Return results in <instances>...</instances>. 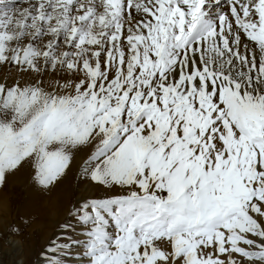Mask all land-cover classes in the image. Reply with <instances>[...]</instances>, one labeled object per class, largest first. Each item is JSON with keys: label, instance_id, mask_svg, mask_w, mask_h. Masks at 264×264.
<instances>
[{"label": "snow or ice", "instance_id": "1", "mask_svg": "<svg viewBox=\"0 0 264 264\" xmlns=\"http://www.w3.org/2000/svg\"><path fill=\"white\" fill-rule=\"evenodd\" d=\"M70 174L35 264H264V0H0V193Z\"/></svg>", "mask_w": 264, "mask_h": 264}, {"label": "rangeland", "instance_id": "2", "mask_svg": "<svg viewBox=\"0 0 264 264\" xmlns=\"http://www.w3.org/2000/svg\"><path fill=\"white\" fill-rule=\"evenodd\" d=\"M6 191L7 193L4 194L3 197L5 205L0 209V226L5 224L19 226L23 229V235L9 236L5 234V236L0 239V251L7 253V255L4 256L7 264H35L37 253L48 239L55 234L57 226L65 221L72 201L77 195L81 194L82 187L81 191L78 192L76 181L71 176L68 193L64 199L59 202L61 205L59 215L55 218L45 220V227L48 231L45 237L41 235L39 226H35V223H33L31 219H26L25 214L28 213L19 211L24 201L34 202V200L29 198L25 186L21 183L13 184L8 186ZM48 193H45V196H48ZM47 201H49V199H45L43 202ZM33 215H31L32 220L37 216H35V213H33Z\"/></svg>", "mask_w": 264, "mask_h": 264}, {"label": "bare ground", "instance_id": "3", "mask_svg": "<svg viewBox=\"0 0 264 264\" xmlns=\"http://www.w3.org/2000/svg\"><path fill=\"white\" fill-rule=\"evenodd\" d=\"M71 182V174L69 176V179L65 181L63 184H61L59 187L55 188L53 191L48 193V196H45V193L43 192H37L32 185V182L28 179L26 175H20L17 178H15L14 181L10 182V185L21 183L25 186V189L27 191V194L31 200H34V202L30 201H24L22 205L20 206L19 211L27 212L28 214H25L26 219L33 221L35 223V226H39V229L41 231V235L45 237L47 235V229L45 227V220L55 218L57 215H59L61 210V205L59 204L60 201L64 199V197L68 193V187ZM7 190V189H6ZM7 191L0 193V209L3 207L4 204V194H6ZM45 199H49L47 202ZM63 209V208H62ZM33 213H35L36 218L32 220ZM34 216V215H33ZM32 225V223H31Z\"/></svg>", "mask_w": 264, "mask_h": 264}]
</instances>
